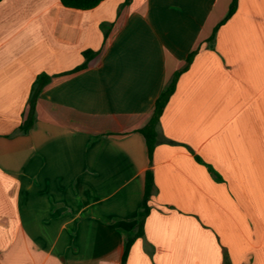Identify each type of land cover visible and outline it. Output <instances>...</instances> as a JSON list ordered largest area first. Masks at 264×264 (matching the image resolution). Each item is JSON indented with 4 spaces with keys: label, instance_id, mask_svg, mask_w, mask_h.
I'll list each match as a JSON object with an SVG mask.
<instances>
[{
    "label": "crops",
    "instance_id": "0c3cea01",
    "mask_svg": "<svg viewBox=\"0 0 264 264\" xmlns=\"http://www.w3.org/2000/svg\"><path fill=\"white\" fill-rule=\"evenodd\" d=\"M124 2L0 1V264H122L148 171L126 264H264V0L223 24L232 0ZM190 55L150 162L138 130Z\"/></svg>",
    "mask_w": 264,
    "mask_h": 264
},
{
    "label": "trees",
    "instance_id": "16d2710c",
    "mask_svg": "<svg viewBox=\"0 0 264 264\" xmlns=\"http://www.w3.org/2000/svg\"><path fill=\"white\" fill-rule=\"evenodd\" d=\"M1 1V0H0ZM62 4L69 8L88 10L97 7L104 0H60ZM132 0H125L122 8L128 6ZM238 5V0H232V4L228 14L226 15L224 21L220 24H223L226 20H228L236 11ZM111 29L105 31V37L107 38ZM217 30V28H216ZM215 30V32H216ZM214 32V34H215ZM214 41V35L211 37L210 42ZM97 52L88 50L83 53L85 58V63L78 67L76 70H80L85 68L88 65V62L96 56ZM193 59V55H190L187 59V63L184 68L178 70L169 85L163 90L161 95L156 101L154 111L147 121V123L141 127L138 131L144 136L146 141V146L148 150V157L150 162L152 161V157L156 147L161 143H171L174 144V141L167 139L161 129V118L164 112L166 105L168 104L171 96L175 92L176 84L180 75L188 69ZM52 77L46 74L39 75L32 87L30 97L27 104L26 112L23 115V121L18 128L17 132L21 134L28 133L31 129L34 128L37 120V100L42 89L51 81ZM197 160L201 163H204L202 159L197 157ZM211 173L216 177V179L221 180L220 175L213 169L212 166L208 165ZM155 190V181L154 175L151 171H148L146 174V184H145V194L142 207L139 211L138 215V227L131 234L127 235L124 247V254L122 257V264H126L130 250L134 244V242L144 236V227L146 219L150 213V200L152 194ZM224 264H230L228 255L225 253V261Z\"/></svg>",
    "mask_w": 264,
    "mask_h": 264
}]
</instances>
